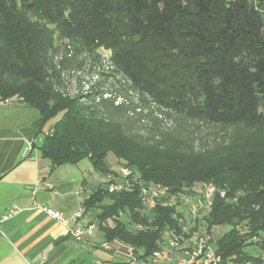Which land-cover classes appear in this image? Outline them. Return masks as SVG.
<instances>
[{
	"label": "trees",
	"instance_id": "16d2710c",
	"mask_svg": "<svg viewBox=\"0 0 264 264\" xmlns=\"http://www.w3.org/2000/svg\"><path fill=\"white\" fill-rule=\"evenodd\" d=\"M55 33L87 52L113 50L114 68L158 106L202 123L242 125L248 135L205 161L140 144L92 106L90 94L59 90L47 61ZM0 73L12 81L0 84L1 100L17 98L43 123L59 116L41 158L54 167L88 159L104 177L128 168L130 179L160 185L177 206L212 184L224 197L196 221L206 233L228 228L214 239L218 264H264V0H0ZM82 206L107 241L141 258L162 249L183 217L161 205L145 212L138 186L113 194L98 187Z\"/></svg>",
	"mask_w": 264,
	"mask_h": 264
},
{
	"label": "rangeland",
	"instance_id": "374dc122",
	"mask_svg": "<svg viewBox=\"0 0 264 264\" xmlns=\"http://www.w3.org/2000/svg\"><path fill=\"white\" fill-rule=\"evenodd\" d=\"M50 44L48 68L54 78L59 77V90L70 97L90 94L94 100L92 106L121 122L128 134L142 145L169 148L205 161L214 157L225 146L241 141L248 135L242 125L202 123L158 106L148 95L135 90L114 68L111 63L113 50L101 48L87 52L78 41L62 40L56 33ZM11 83L9 78L0 73V84ZM10 111L13 116L3 125L25 138L27 154H38L41 158L40 148L44 145L45 136L59 116L43 123L37 110L22 106L17 98H11L8 105L0 107L1 116ZM261 111H264V100H261ZM108 160L112 169L117 171V160L112 155H109ZM68 166L71 167L70 175L76 177L82 173L87 180L95 179L100 183L101 175L94 170L88 159L81 160L76 167ZM102 177L105 182V177ZM104 182L100 187L106 190ZM200 200L196 190L193 196L179 201L178 208L188 226L194 222ZM198 219L195 226L199 233H203L201 218ZM227 230V227L213 228V238L217 239ZM94 232L101 233L98 228Z\"/></svg>",
	"mask_w": 264,
	"mask_h": 264
},
{
	"label": "crops",
	"instance_id": "0c3cea01",
	"mask_svg": "<svg viewBox=\"0 0 264 264\" xmlns=\"http://www.w3.org/2000/svg\"><path fill=\"white\" fill-rule=\"evenodd\" d=\"M10 113L0 115V217L12 206L22 211L0 223V264H124L129 246L107 241L100 230L77 243L67 228L36 208H50L69 219L103 177L100 183L82 173L75 177L69 164L54 167L38 154H27L25 138L3 125ZM94 216L85 212L81 223H96Z\"/></svg>",
	"mask_w": 264,
	"mask_h": 264
},
{
	"label": "built area",
	"instance_id": "2783aa9c",
	"mask_svg": "<svg viewBox=\"0 0 264 264\" xmlns=\"http://www.w3.org/2000/svg\"><path fill=\"white\" fill-rule=\"evenodd\" d=\"M225 2H233L235 0H224ZM10 100H1L0 106L8 105ZM132 176V171L128 168H121L117 177L108 174L105 176L106 192L108 194L131 191L134 186L139 187V196L142 208L145 212L154 210L158 205L165 207H175L178 210L176 199L169 197L167 190L160 185H141L138 177ZM38 189L39 186L37 185ZM200 196V206L195 215L194 222L191 226L187 225L184 217L178 218L180 231L167 230L165 232V242L162 249L154 252L146 258L134 255L132 248L129 251L128 259L124 264H218L221 257L217 254L214 246L213 231L211 233H194L190 237H183V233L189 234V230L195 227L197 216L204 214L210 210L214 197L219 195L224 197V193L217 190L212 184L199 185L195 188ZM37 209L44 211L50 218L59 222L67 228L72 239L80 243L84 236H91L97 229L95 222L81 223V219L85 214L84 208H80L69 219L64 218L61 213L50 208L36 206ZM22 211L19 206H12L1 217L0 223L14 217ZM180 211V210H178ZM181 212V211H180ZM195 213V212H193ZM138 228H141L140 226ZM107 243H103L102 247H106Z\"/></svg>",
	"mask_w": 264,
	"mask_h": 264
}]
</instances>
